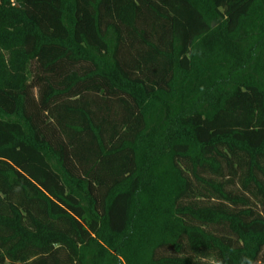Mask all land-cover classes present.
Instances as JSON below:
<instances>
[{
    "label": "trees",
    "instance_id": "obj_1",
    "mask_svg": "<svg viewBox=\"0 0 264 264\" xmlns=\"http://www.w3.org/2000/svg\"><path fill=\"white\" fill-rule=\"evenodd\" d=\"M0 264H264V0H0Z\"/></svg>",
    "mask_w": 264,
    "mask_h": 264
}]
</instances>
